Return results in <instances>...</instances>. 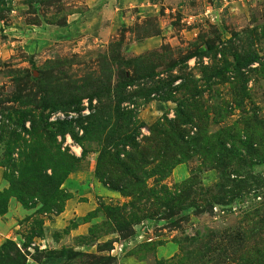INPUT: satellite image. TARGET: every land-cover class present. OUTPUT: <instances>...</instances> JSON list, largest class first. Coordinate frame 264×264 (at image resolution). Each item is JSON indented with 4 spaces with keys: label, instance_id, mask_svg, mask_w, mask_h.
<instances>
[{
    "label": "rangeland",
    "instance_id": "1",
    "mask_svg": "<svg viewBox=\"0 0 264 264\" xmlns=\"http://www.w3.org/2000/svg\"><path fill=\"white\" fill-rule=\"evenodd\" d=\"M0 264H264V0H0Z\"/></svg>",
    "mask_w": 264,
    "mask_h": 264
}]
</instances>
